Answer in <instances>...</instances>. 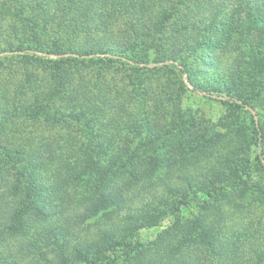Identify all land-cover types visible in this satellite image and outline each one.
<instances>
[{
    "label": "trees",
    "instance_id": "1",
    "mask_svg": "<svg viewBox=\"0 0 264 264\" xmlns=\"http://www.w3.org/2000/svg\"><path fill=\"white\" fill-rule=\"evenodd\" d=\"M47 1L58 8L29 16L0 5V33L16 18L0 42V264H194L176 258L175 237L211 244L208 217L246 197L264 204V0ZM122 66L178 80L90 76ZM190 95L224 105L222 121L196 115ZM191 159L206 166H180ZM159 171L151 202L121 210ZM102 211L94 233H72ZM247 228L264 264V219Z\"/></svg>",
    "mask_w": 264,
    "mask_h": 264
},
{
    "label": "rangeland",
    "instance_id": "2",
    "mask_svg": "<svg viewBox=\"0 0 264 264\" xmlns=\"http://www.w3.org/2000/svg\"><path fill=\"white\" fill-rule=\"evenodd\" d=\"M15 1L19 2V5L21 7H18L15 4ZM59 1H64V0H59ZM66 1V0H65ZM10 4L11 8L14 10L15 13L18 12L19 9L22 10L23 15L29 16L31 15L32 11L29 9L32 7L35 8H45L46 6L48 7V1L47 0H0V5L1 4ZM46 7V8H47ZM58 8L57 5L55 4H50L48 7L49 12L52 10H56ZM20 14V12H19ZM18 15V14H16ZM5 24L2 27V33H0V42L4 43L5 40L12 41L10 38V27H8L7 24H10L14 19L16 18L14 16H6L5 18ZM58 18H56L57 20ZM42 20V18H41ZM42 22V21H41ZM49 27H52L53 25L49 22L48 23ZM49 35L52 36V39H54L55 34H53L52 31L48 32ZM150 65H154V63H151ZM9 68L4 67V69L0 72L1 77L4 78V76L9 75L8 72ZM91 74L90 76H94L95 80L99 81L100 84L102 82L104 83H112L113 85L116 84V87L119 85L121 87L120 83V78L122 75L126 74L129 78H133L134 76L140 77V75H143L142 77L145 80V87H155L160 89L164 83L168 82H174L177 81V77H174L172 75H168L167 72L164 70H157V69H151V70H133L129 67L122 66L121 68H112L106 71V73L98 74L96 75V72H93L92 70L90 71ZM96 75V76H95ZM125 76V79L127 78ZM175 83V82H174ZM99 84V83H98ZM97 84V86H98ZM115 87V88H116ZM175 87V84L173 88ZM94 90H91L92 92H97L95 90V87L93 88ZM125 90L124 87L123 89ZM184 100L186 105L190 106L193 110V112L198 115V116H205L210 118L214 123L218 121H222V118L226 115L227 110L226 107L220 103H218L216 100H212L207 97H202L199 95H190L189 98L184 97ZM38 136V134H33ZM215 150V148H213ZM210 155V153H208ZM211 154L210 156H213ZM209 156V158H210ZM191 158V157H189ZM195 160V159H194ZM191 159L190 162H183L180 161V166H190L189 169L191 168H196L198 166H206L205 161H199L196 159V162L193 163L194 161ZM172 166H179V163H175V165ZM257 166V165H254ZM187 171H192L188 170ZM205 172V170L203 171ZM186 173V171H185ZM176 174H179L177 172ZM163 172L159 171L157 174L154 176H150L148 178H143L141 181H136L130 191L131 196H134V193H137L138 191L142 192L143 194H138L137 199L134 200V202H126L125 206L123 205L122 209L123 210L127 205H131L133 207H136L140 205L141 203H146V202H151L152 196L160 191H158V177L157 176H162ZM200 175V174H199ZM197 175L196 178L198 180L201 179V177ZM263 174L260 172V170L257 168L256 169V174L255 176L259 178ZM152 177V178H151ZM151 178V179H149ZM197 180V179H195ZM146 184V189H142L141 186ZM157 184V185H156ZM156 185V188H155ZM151 189L150 193L149 190ZM230 194L227 195V200H229L232 195ZM129 197V195H127ZM141 196V197H140ZM251 197H246L243 198V200H239L233 205H226L224 206L225 208V214L218 215V216H211L207 218V222H209L211 225H214V230H216L213 233V241L211 244H200V243H194L192 245H184V246H179L177 242V238L175 237V242L173 245L169 246L171 249L174 250V254L176 255V258H179L182 254L185 255V257H188L189 260H191L194 264H233V262L228 258L230 255L229 253L231 252L228 247L232 248V251H234V248L237 247L235 250L237 254L239 255V259L245 264L246 261H248L249 264H255V261L257 262V258L253 253H251V246L253 243L256 241H260L263 238L260 236L259 238H253L248 232H247V226H255L259 222H261L264 219V204H259V203H253L250 201ZM218 206L222 204V202L217 203ZM212 206L208 212V214H211L215 207L217 206ZM116 205V203L114 204ZM224 203L221 205L223 206ZM103 211L91 216V218L84 220L81 224L78 226H75L74 232L72 231L73 234L77 235L81 233L83 230L88 229L90 231H93V233L96 231V226L98 225V219L100 216H103ZM193 215H189L191 217ZM80 230V232H79ZM160 228L152 229L149 232H144L142 233L143 237L149 239V240H156L157 237H162V232H160ZM89 236H85V238H88ZM74 239L70 236H68V240L71 242H68L69 244L74 243ZM264 243V240L262 241L261 244ZM152 245V244H151ZM252 247L257 248L255 245ZM251 248V249H250ZM227 249L229 251H227ZM234 254V252H231V255ZM53 255V253H52ZM51 255V256H52ZM183 257V259L185 258ZM238 258V256H237ZM238 259V260H239ZM160 262L153 263V264H159ZM187 264V263H186Z\"/></svg>",
    "mask_w": 264,
    "mask_h": 264
}]
</instances>
